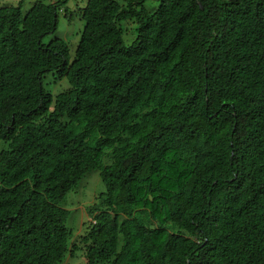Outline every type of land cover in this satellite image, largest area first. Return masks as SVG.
<instances>
[{
	"label": "trees",
	"instance_id": "16d2710c",
	"mask_svg": "<svg viewBox=\"0 0 264 264\" xmlns=\"http://www.w3.org/2000/svg\"><path fill=\"white\" fill-rule=\"evenodd\" d=\"M150 1L86 0L73 56L66 0L0 6V264H264V0Z\"/></svg>",
	"mask_w": 264,
	"mask_h": 264
},
{
	"label": "rangeland",
	"instance_id": "374dc122",
	"mask_svg": "<svg viewBox=\"0 0 264 264\" xmlns=\"http://www.w3.org/2000/svg\"><path fill=\"white\" fill-rule=\"evenodd\" d=\"M37 0H0V6L8 4H18L23 2L24 12L29 10ZM45 3H53L58 0H42ZM160 0H154L146 3V8L154 11L160 5ZM86 5V0H66L61 10L59 11V25L56 33L48 35L44 40L49 42L54 37L64 38L70 45V54L73 56L75 49L81 37V32L84 28V21L81 18L82 8ZM46 88L51 90L53 94L68 87V82L65 79H56L55 77H47L45 80ZM8 143L0 140V151L6 149ZM105 190V185L101 180L98 170L89 171L81 180L79 186L72 190L61 203L62 207L70 211L67 220V226L72 229L73 239L84 232L86 226L91 220L90 207L95 203L96 195ZM84 249L80 246L75 254V258L68 256L64 264H85Z\"/></svg>",
	"mask_w": 264,
	"mask_h": 264
}]
</instances>
